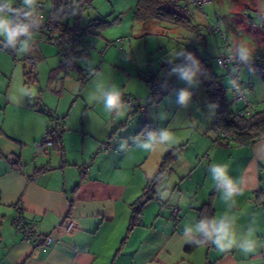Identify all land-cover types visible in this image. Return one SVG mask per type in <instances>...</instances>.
Segmentation results:
<instances>
[{"label":"crops","instance_id":"crops-1","mask_svg":"<svg viewBox=\"0 0 264 264\" xmlns=\"http://www.w3.org/2000/svg\"><path fill=\"white\" fill-rule=\"evenodd\" d=\"M247 18L250 29L243 32L259 42L264 38L261 28ZM237 25H229L234 28L233 34L238 33ZM223 32L231 33L227 28ZM211 37L216 41L217 36ZM41 43L36 36L33 50L44 59ZM259 46L257 50L264 49V43ZM31 53L25 54L27 60ZM61 62L57 64L54 59L50 80L58 74L64 77ZM41 120L35 124L0 123V264H264V195H258L264 190V137L250 144L228 145L215 143L214 133L205 135V160L196 163L201 154L197 151L195 163H188L179 178L182 182L189 179L192 184L181 186L168 180L174 184L160 191L166 174H177L173 164L155 187L152 199L141 206L136 224L130 227L133 207L147 180L173 147L162 151L158 165L149 173L138 169L147 161L132 146L138 127L132 132L121 130L126 122L111 124L102 133L108 141L105 143L97 139L102 135L95 137L85 126L81 127L83 133L75 129L69 132L63 124L60 148L52 144L41 147L37 142L49 128L40 124ZM144 125L153 128V124H143L139 130H144ZM123 140L128 141V147L120 151ZM73 144H78V149ZM8 156L14 157L16 164H10ZM213 163L228 164L230 176L244 179L243 194L235 198V208L229 209L215 188L208 172ZM166 190L168 198L161 199L158 191ZM208 203L214 217L227 213L236 218L239 231L248 227L255 230L258 246L254 252L245 254L238 248L220 252L211 244L187 250L191 244L181 242L185 226H194L199 221V210ZM18 214L37 225V234L29 243L14 227ZM65 221L71 224L69 231L64 228ZM44 235L60 242L45 247Z\"/></svg>","mask_w":264,"mask_h":264},{"label":"rangeland","instance_id":"rangeland-1","mask_svg":"<svg viewBox=\"0 0 264 264\" xmlns=\"http://www.w3.org/2000/svg\"><path fill=\"white\" fill-rule=\"evenodd\" d=\"M49 2L51 1L42 0L46 9H49ZM137 3L138 0H76L78 6L83 4L78 23L82 27L91 25L92 29L85 34L84 48L75 47L76 53L72 56L65 54V44L58 47L42 41L44 43H41V52L45 58L36 53L39 59L33 65L25 58V54L13 57L0 46V76L3 77L0 79V123L35 124L41 118L40 124H46L50 129L54 124H64L69 132L72 129L82 132L81 127L85 126V130L88 128L91 131L89 133L95 137L102 135L104 129H109V125L124 122L126 125L121 130L126 128L135 132L138 127V135H147L150 131L168 127L180 138V143L172 146L170 153L174 158L168 164L169 168L174 164L178 171L175 176L166 174L159 186L162 191L176 181L181 186L192 184L189 179L182 182L179 178L183 177L188 163H195L197 151L201 154L196 163L205 160L203 153L208 146L205 135L210 137L213 134L210 129L216 111L209 108L211 103L200 79L197 86L188 88L175 75H169L172 66L170 60L175 64L184 62L183 57L173 59L172 55L181 49L190 53L195 46L192 43L194 34L166 22H138L134 19ZM261 11H264V0H212L204 5L202 12L191 7L190 21L199 25L202 30L204 26L217 23L223 31L227 28L231 32L226 34L230 43L242 37L247 38L250 45L257 50L264 43V38L255 42L245 32L250 29L247 17L258 28L257 18ZM239 23L242 27L237 25ZM229 25H237L242 30L238 28V33L233 34L234 28ZM205 37V43L195 47L212 63L219 75L223 76L227 97L233 100L237 97V92H229V76L216 64L220 38L217 36L215 41L206 34ZM89 43H94V47H90ZM82 50L88 52V57L83 56ZM54 59L58 60L57 64L62 61L64 66L69 64L74 67L69 71L60 68L64 77H58V74L50 80L49 73L55 67ZM32 68L35 70V79L32 77L29 80L25 73ZM78 68L82 70L81 73ZM66 73L69 74L65 75ZM239 77L244 83L242 93L252 111L264 109V63H258L255 68L242 64ZM98 83L116 84L122 92V99L130 97L132 104L126 105L125 110L117 114L106 112L100 103H90L89 95L96 90ZM152 83L157 86V90H151ZM21 86L33 90L35 95L14 102L10 97L18 96V88ZM182 88H188L192 93L187 107L176 103L177 92ZM237 106L241 107V104L238 103ZM140 107H143V112L139 110ZM137 109L138 112L132 113ZM143 124H153V128L144 125V130H139ZM45 133L44 129L37 142L38 146ZM104 137L98 136L97 139L108 143ZM75 148L78 149V144ZM72 151L76 153L74 149ZM100 151L103 152L101 149ZM138 153L147 161L138 169L147 170L149 173L158 165L157 161L162 155L161 151L145 152L140 149ZM168 180L174 182H167Z\"/></svg>","mask_w":264,"mask_h":264},{"label":"clouds","instance_id":"clouds-1","mask_svg":"<svg viewBox=\"0 0 264 264\" xmlns=\"http://www.w3.org/2000/svg\"><path fill=\"white\" fill-rule=\"evenodd\" d=\"M16 0H0V46L5 49H11L17 54L30 53L35 44L36 36L42 27L40 8L42 0H20V6H14ZM48 8L52 9L53 4L49 2ZM73 8L77 9L76 0H73ZM63 8L52 14V19L57 18V13ZM264 22V11H261L257 18V23ZM228 56L230 61L240 64H250L252 62L255 48L252 47L247 38H239L232 43ZM173 59L183 57L182 63L172 65L169 75H175L183 81L188 88L199 84V76L203 73L200 62L193 54L185 52L183 49L172 55ZM235 73L237 69L233 68ZM229 92H239L241 85L237 79L229 77L227 79ZM188 88L178 90L176 103L181 107H187L191 102L192 93ZM18 96L10 97L14 102H19L24 97L35 95L33 90L18 88ZM89 102H96L103 105L108 113H121L125 110V104L122 100V92L116 84L105 85L98 83L96 90L89 95ZM216 105L210 104V109H215ZM134 146L145 152L166 151L174 145L180 143V138L168 127L161 128L158 131H150L145 135L141 133L132 138ZM128 147V141L120 142L119 150L125 151ZM208 172L215 188L221 193V199L229 209L235 208L236 197L243 194V177L234 179L229 175V165L224 163H213L209 165ZM161 199H166L169 192L158 191ZM182 243H188L197 247H205L209 244L214 245L220 252L230 251L238 248L245 254L252 253L258 246L255 237V230L248 227L246 231H239L237 221L234 216L225 213L223 216L211 217V219L200 220L193 225L185 226ZM264 246V245H261Z\"/></svg>","mask_w":264,"mask_h":264},{"label":"trees","instance_id":"trees-1","mask_svg":"<svg viewBox=\"0 0 264 264\" xmlns=\"http://www.w3.org/2000/svg\"><path fill=\"white\" fill-rule=\"evenodd\" d=\"M50 1L53 4L54 12L60 10L63 0ZM184 4L185 0H138L136 9L134 11V19L141 23H148L150 21L166 22L173 27L181 28L193 33L195 38L202 37L205 40L206 37L205 34H203L201 27L191 23L190 14H184ZM80 8L82 11L83 4L80 5ZM57 14H61V11ZM86 27L88 29H92L91 25ZM60 38L63 39V35L60 36ZM60 45L64 44L62 43ZM195 46L191 48L190 53L193 54L194 57L200 62L204 70L199 76V79L201 80L202 87L207 93L209 102L216 105V117L210 129L213 131L215 136L214 142L228 145H245L253 143L261 137H264V109L260 111H252L250 117L241 114L242 111H245V107L243 105L238 107V103H236L234 99H228L227 90L222 82L223 76L219 75L212 63L203 57L197 51ZM34 50H32L33 53H31L29 56V59L33 65L36 64L35 62H37L39 59ZM73 55H75V52ZM261 62L264 63V61ZM257 64L250 67L255 68L257 67ZM66 66L70 65L67 64L64 66V64L61 63V69H63V71ZM70 67L72 69L74 65ZM78 70L81 71L80 68H78ZM34 73L35 70L32 68L30 71L25 73V76L30 80L32 77L34 78ZM152 84L155 85L154 83ZM151 90L153 91L157 89L151 87ZM126 99L127 98H123V101ZM61 132L62 126L60 124H54L53 128H48L46 130L51 144L56 148H60L61 146ZM173 158L174 157L170 152L166 154L162 158L155 175L147 180L141 197L138 199L137 204L133 207V215L131 218L130 227L136 224L137 218L140 215L141 206L152 199L155 187L162 180L164 173L170 170L169 161L173 160ZM165 165H168V167L166 168ZM258 195H264V190H262ZM211 217H214V211L212 206L208 203L199 210V221L205 219L210 220ZM194 247L196 246L191 244L187 250L189 251Z\"/></svg>","mask_w":264,"mask_h":264},{"label":"built area","instance_id":"built-area-1","mask_svg":"<svg viewBox=\"0 0 264 264\" xmlns=\"http://www.w3.org/2000/svg\"><path fill=\"white\" fill-rule=\"evenodd\" d=\"M212 2V0H185V4L183 6V12L184 14L188 15L190 14V8L193 7L194 9L199 10L202 12L204 5ZM14 6H20V0H16V3ZM61 8L63 10L61 11V14H57L56 19H52V14L56 13L54 12V7L52 9H46L44 7V4L42 3V6L40 8V16L42 19V27L39 31V41H48L56 46L63 47L65 44V54L67 56H72L75 51V47H80L81 49L84 48V42H85V34L90 32V29L87 27H82L78 23V18L81 14V8L77 5V9L73 8V2L71 0H63L61 3ZM60 8V9H61ZM259 27L261 28L262 35H264V22L259 24ZM203 34L210 35L213 37L219 36L220 38V45L218 47L217 51V57H216V64L217 66L224 71V73L232 77L234 79H237L239 84L241 85V89L239 92H237V97H235L234 101L236 103H240L245 107V111L241 112L244 116L250 117L252 114V108L250 107L249 103L246 101V98L244 97L242 93V87L244 86V83L241 81L239 77V69L242 64L236 63L233 61H230L228 56L230 55V48L231 43L226 36L225 32L222 31L221 27L216 23V25L213 26H204L203 28ZM63 35V39L60 38V36ZM204 39L202 37L195 38L192 43L195 45L198 44H204ZM90 47H94V43H89ZM7 53L11 54L13 57H16L17 52L11 50V49H5L3 48ZM83 56L88 57V52L85 50H82ZM261 61H264V49L255 50L254 56L252 59V62L250 64H247L248 66H254L257 63H260ZM235 68L237 71L234 73L232 69ZM65 69L69 71L71 69L70 66H66ZM152 88L156 89V86L152 84ZM234 91V90H233ZM235 92V91H234ZM126 105L130 106L132 104V98H127L125 101ZM142 112L144 109L142 108ZM51 141L49 137L47 136V133H45V137L42 140L40 146L44 145H50ZM103 149L107 148L106 145L102 146ZM7 160L10 164L14 165L16 164V159L12 156H8ZM14 227L18 234L22 237L24 242H31L32 238L37 234V225L34 222H30L26 220L23 216L18 214L14 220H13ZM64 228L69 231L71 228V224L68 221L64 222ZM60 241L59 239L53 238L50 235H44L43 236V246L49 247V246H56Z\"/></svg>","mask_w":264,"mask_h":264}]
</instances>
